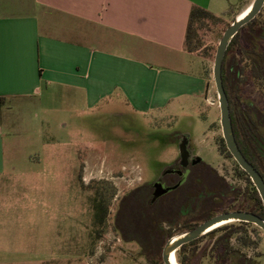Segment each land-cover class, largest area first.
I'll return each mask as SVG.
<instances>
[{
    "label": "rangeland",
    "instance_id": "374dc122",
    "mask_svg": "<svg viewBox=\"0 0 264 264\" xmlns=\"http://www.w3.org/2000/svg\"><path fill=\"white\" fill-rule=\"evenodd\" d=\"M222 1L215 13L223 16L228 10L224 17L193 23L195 53L209 67L210 83L203 97L184 96L147 113L117 97L89 108L63 100L57 92L49 94L43 106L14 107L9 116L22 124L15 139L18 156L13 158L18 184L17 192L0 206V264H154L158 248L131 223L133 197L128 195L171 170L182 154V137L206 164L234 182L235 161L224 150L213 67L225 30L254 0ZM256 29L243 31L230 51L226 67L233 65L240 75L228 77L227 86L239 110L264 116V79L254 78L252 66L260 59L264 67V8ZM35 158L40 162H31ZM101 202L105 219L100 227ZM227 205L235 207L234 200H227ZM198 211L194 220L203 216ZM193 225L175 226L174 232L163 226L171 232L169 237ZM234 228L239 231L231 239L232 248L255 264H264V230ZM225 233L204 237L183 257L189 264H218L213 247ZM244 239L253 244L246 246Z\"/></svg>",
    "mask_w": 264,
    "mask_h": 264
},
{
    "label": "crops",
    "instance_id": "0c3cea01",
    "mask_svg": "<svg viewBox=\"0 0 264 264\" xmlns=\"http://www.w3.org/2000/svg\"><path fill=\"white\" fill-rule=\"evenodd\" d=\"M219 5L222 0H0V206L17 192L13 158L22 124L9 116L14 107L43 106L57 92L89 108L117 97L147 113L184 96L203 97L209 67L187 50V31L195 8L224 17L228 10L215 13Z\"/></svg>",
    "mask_w": 264,
    "mask_h": 264
},
{
    "label": "flooded vegetation",
    "instance_id": "af4514ba",
    "mask_svg": "<svg viewBox=\"0 0 264 264\" xmlns=\"http://www.w3.org/2000/svg\"><path fill=\"white\" fill-rule=\"evenodd\" d=\"M239 112L240 115L236 120V134L234 133L236 142L246 160L251 163L264 180V116L248 115L242 110ZM179 144L185 148V159L180 155L174 161L171 170L166 171L157 180L148 183L147 186L136 188L128 195V197L134 193L137 195L140 190L139 195L144 192L143 196L149 198L150 204L156 208L159 217H164L158 222L159 234L167 236L171 232L178 231L175 226L182 227L196 223L199 225L217 214L228 211H244L259 216L258 189L250 175L233 156L229 157L235 161L234 182L231 183V179L227 175L220 174L219 170L203 161L192 149L188 138L182 137ZM160 187L163 189L173 188V190L154 199L157 189L161 194ZM229 199L234 200L235 207H226ZM101 204L103 205V202ZM195 211L203 213V216L194 220ZM206 215L209 216L204 218ZM164 224L169 229L173 228L172 231L169 232L168 228H164ZM233 224L238 225L239 229L256 226L246 222ZM213 249L217 250L218 247L215 245ZM240 257L242 255L232 248L227 259L218 263V255H216V261L218 264H237V258Z\"/></svg>",
    "mask_w": 264,
    "mask_h": 264
},
{
    "label": "water",
    "instance_id": "95a60500",
    "mask_svg": "<svg viewBox=\"0 0 264 264\" xmlns=\"http://www.w3.org/2000/svg\"><path fill=\"white\" fill-rule=\"evenodd\" d=\"M263 8L264 0H254V2L244 12H242L225 30L216 52L215 63L213 67V80L215 82L218 94L219 108L221 111V127L227 149L230 154L234 157V159L241 165V167L250 175L252 181L258 189L264 206V180L256 171V169L251 165V163L246 160V158L238 147L233 130L229 98L225 90L223 81V64L226 52L230 44L243 27H245L246 25L251 23L255 18H257V16L262 12ZM181 155L182 158L185 159L186 152L184 147H182ZM160 188L162 191L161 194L158 192L159 189H157L155 192L154 199L164 193L173 190V188ZM237 222L251 223L264 230V219H262L256 214L244 211H228L220 213L207 219L206 221L191 230L171 237L166 242L163 248V263L178 264L176 255L177 252L183 246L207 236L218 228Z\"/></svg>",
    "mask_w": 264,
    "mask_h": 264
},
{
    "label": "trees",
    "instance_id": "16d2710c",
    "mask_svg": "<svg viewBox=\"0 0 264 264\" xmlns=\"http://www.w3.org/2000/svg\"><path fill=\"white\" fill-rule=\"evenodd\" d=\"M202 18H210L212 20L220 19L219 17L211 14L210 12L203 10V9H200V8H195L192 11L191 19H190L188 31H187V39H186V47H187V50L189 52H196L198 50L196 44H194L195 39H194L193 23L197 20H201ZM257 19H258V16L251 23H249L248 25L243 27L240 30V32L236 35V37L233 39L232 43L230 44V46L226 52V56H225V60H224V64H223V81H224L225 90H226L228 98H229L232 124H233V130H234L235 134H236V126H237L236 120H237V117L240 115V112L238 110V106L236 104H234L233 98L230 96V93L228 92L227 83L229 80L228 77H230V76L231 77H233V76L238 77V75H240V72L234 71L233 65H230L227 69L226 60L228 58L230 51L233 49V47H235L238 44L239 39L241 38L243 31H245L246 29H250L251 32L258 31L256 29ZM251 32H250V34H248V36H250V37H252ZM249 40H251V38ZM252 66H253V70H254V78L259 80V81H262L264 79V73L261 72V71H264L262 61L260 59L255 60V64ZM2 104H3V101L0 100V105H2ZM222 141L224 142V139H222ZM224 150H225V152H227L229 157H232V155L230 154V152L228 151V149L225 145V142H224ZM139 192H140V190L137 192V195L139 194ZM143 194H144V192L143 193L141 192L140 195L137 197H135L136 193L129 196L130 198L133 197L132 203L129 206V208L131 210V215H132L131 219L134 221L131 223H133V224H135V226H137L138 231L141 232V234L147 240L146 242L148 244H150V246L155 247V249L158 248L157 251L156 250L154 251L156 253H153V255H154L153 260H152L153 263L154 264H164L163 259H162V250H163L168 238L172 237L173 234H171L169 237L159 234V232H158V222H159L158 216L159 215L157 213L156 208L154 206L152 207V205L150 204L149 198H147V196H145V195L143 196ZM257 197H258L257 198L258 199V205L260 207V211L258 212V214H259V216L264 218V208H263L262 201H261V198H260L258 192H257ZM135 201H136V205H134ZM102 206L103 205L101 203L98 205V225L100 227L103 224V221L105 219L104 218L105 213H104V211H101ZM207 216H209V215H206L204 218H207ZM235 225L236 224H229V225L223 226L221 228H218L215 231L208 234V236H209V235H214V234L221 232V231L226 232L221 237H219L215 243V245L218 247V249L216 250V252H217L216 255H218V263H221V261L227 259V256H229L230 253L232 252L231 239L239 231V230L234 228ZM135 226L133 225L134 228H135ZM197 226H198L197 223L193 226H189L188 230H191ZM228 229H230L231 231L227 232ZM203 238L196 240V241H194L188 245L183 246L177 252L176 256H178V261L180 264H189L190 263L187 260H185V258L183 257L182 254H184V252L190 246L197 244ZM160 239H161V242L159 243L158 241ZM244 244L246 246H251L253 244V242L251 239L250 240L244 239ZM237 262H238L237 264H255V262L246 258L245 256L237 258Z\"/></svg>",
    "mask_w": 264,
    "mask_h": 264
}]
</instances>
